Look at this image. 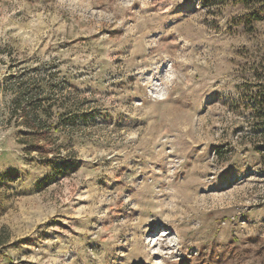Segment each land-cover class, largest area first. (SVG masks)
Returning a JSON list of instances; mask_svg holds the SVG:
<instances>
[{
  "label": "rangeland",
  "instance_id": "obj_1",
  "mask_svg": "<svg viewBox=\"0 0 264 264\" xmlns=\"http://www.w3.org/2000/svg\"><path fill=\"white\" fill-rule=\"evenodd\" d=\"M258 100L264 0H0V264H264Z\"/></svg>",
  "mask_w": 264,
  "mask_h": 264
},
{
  "label": "trees",
  "instance_id": "obj_2",
  "mask_svg": "<svg viewBox=\"0 0 264 264\" xmlns=\"http://www.w3.org/2000/svg\"><path fill=\"white\" fill-rule=\"evenodd\" d=\"M24 103H28V102H24V100H22V102L20 103V105L17 106L16 110L18 111V109H20V117H21L22 124L27 129H29V130H31L33 132V131H35V127H33V123H35V121L36 122L37 121L40 122V119H39L40 117L38 118V115L40 113L42 114L43 112L42 111H38V110H36V111L34 110V112H33V110H30V109L28 111L27 108L30 107V104H24ZM258 103L264 105V100H263V103H261V101L258 100ZM42 115H44V114H42ZM258 118H259V120H258L259 121L258 127H262L263 130H264V118H261L260 116H258ZM38 130L36 132H33V133H35V134H44L43 132H41V129H38ZM50 133H60V132L58 130H53V131L49 132V134ZM46 134L49 135L48 133H46ZM51 151H53V149Z\"/></svg>",
  "mask_w": 264,
  "mask_h": 264
}]
</instances>
